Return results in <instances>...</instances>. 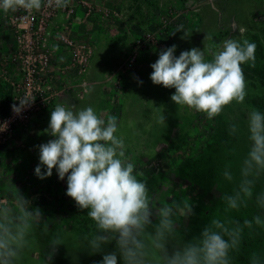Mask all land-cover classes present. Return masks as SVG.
Segmentation results:
<instances>
[{
  "label": "rangeland",
  "instance_id": "obj_1",
  "mask_svg": "<svg viewBox=\"0 0 264 264\" xmlns=\"http://www.w3.org/2000/svg\"><path fill=\"white\" fill-rule=\"evenodd\" d=\"M19 13H0V116L25 95L45 100L21 121L0 124L6 126L0 131V199L6 198L4 189L12 180L54 222L50 228L64 230L67 245L58 246L50 264L102 259L101 254L77 250V237L88 231L91 221L87 210H78L66 195V178L59 180L55 170L43 180L34 174L36 146L52 138L45 130L57 103L115 115L127 157L144 173L156 201L192 202L194 215L182 222L189 235L198 234L209 218L243 220L256 211L251 205L229 211L222 200L234 187L223 179L222 170L229 162L234 171L237 167L228 149L236 146L241 156L247 151L246 109L235 105L209 120L181 108L171 100L174 88L152 83L150 65L161 49L173 44L177 56L205 47L211 59L223 40L248 39L256 44V66L243 68L249 88L259 95H250L246 103L264 110V0H72L64 10L32 12L33 25L19 22ZM180 26L190 33L188 38L181 39L184 31H176ZM31 67L34 73L27 75ZM162 115L163 124L158 122ZM233 118L242 129L238 138L228 135ZM38 241L37 254L29 255L25 264H41L43 240ZM261 245L264 234L246 239L236 264H247L248 250Z\"/></svg>",
  "mask_w": 264,
  "mask_h": 264
},
{
  "label": "clouds",
  "instance_id": "obj_2",
  "mask_svg": "<svg viewBox=\"0 0 264 264\" xmlns=\"http://www.w3.org/2000/svg\"><path fill=\"white\" fill-rule=\"evenodd\" d=\"M71 2L0 0V13H32L44 7L64 10ZM181 30V39L190 36L183 26L176 31ZM176 48L173 44L159 51L150 65V79L155 85L174 88L171 100L177 106L209 120L235 105L246 109L247 151L241 156L236 146L228 149V155L236 157L237 167L234 171L229 162L222 170L223 179L234 185L222 200L229 211L240 212L250 205L256 211L243 220L209 218L198 234L189 235L182 222L194 215L192 202L156 201L144 173L127 157L125 139L118 134V118L98 113L92 106L77 110L57 103L45 130L52 138L36 146L39 163L34 174L43 180L55 170L59 180L66 178V195L78 210H87L91 221L88 231L77 237V250L101 254L102 259L94 264H236L245 240L264 234V110L246 103L250 95L259 93L249 88L243 68L256 66V44L229 37L215 45L211 59L206 58L205 47L183 50L179 56ZM34 100L25 95L12 109L20 114ZM158 122L165 123V116ZM241 132L233 118L228 135L238 138ZM4 191L7 196L0 199V264H25L29 255L37 254L38 237L43 240L41 264H50L58 246L67 245L64 230L50 228L54 222L38 206L33 207L12 180ZM247 264H264V245L248 250Z\"/></svg>",
  "mask_w": 264,
  "mask_h": 264
},
{
  "label": "built area",
  "instance_id": "obj_3",
  "mask_svg": "<svg viewBox=\"0 0 264 264\" xmlns=\"http://www.w3.org/2000/svg\"><path fill=\"white\" fill-rule=\"evenodd\" d=\"M44 8L47 9V7H44ZM19 12H20L18 15L19 22H27L28 25H33V23L36 22V16L33 13H26L23 10H20ZM18 38H20V36ZM31 73H34L33 67H31L30 71H29V69H27V75H29ZM47 98H49V97H47ZM44 100H45V98H38V99L34 100V102L30 106H28L22 110V112H21L22 114L21 113L16 114L12 109V105H13L12 104L8 110V113L5 116H0V124H2L4 122L17 123V122L21 121L23 119V117L24 116L26 117L30 111H35L38 109L39 105L44 104ZM15 104L19 105V100ZM34 104H35V107L32 108L31 106ZM5 129L6 128H4V130H2V132L6 131Z\"/></svg>",
  "mask_w": 264,
  "mask_h": 264
},
{
  "label": "crops",
  "instance_id": "obj_4",
  "mask_svg": "<svg viewBox=\"0 0 264 264\" xmlns=\"http://www.w3.org/2000/svg\"><path fill=\"white\" fill-rule=\"evenodd\" d=\"M11 38V37H10ZM3 40H5V39H3ZM6 151L5 152H8V150L7 149H5ZM10 150L11 151H16V148H14L13 146H11V148H10ZM0 153H3V152H0ZM2 164H5L4 162H2ZM33 205V204H32Z\"/></svg>",
  "mask_w": 264,
  "mask_h": 264
}]
</instances>
